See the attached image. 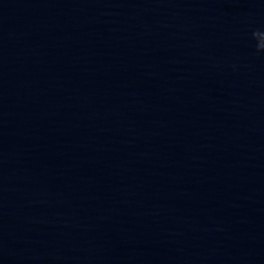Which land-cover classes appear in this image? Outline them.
I'll use <instances>...</instances> for the list:
<instances>
[{
  "label": "water",
  "instance_id": "water-1",
  "mask_svg": "<svg viewBox=\"0 0 264 264\" xmlns=\"http://www.w3.org/2000/svg\"><path fill=\"white\" fill-rule=\"evenodd\" d=\"M264 0H0V264H264Z\"/></svg>",
  "mask_w": 264,
  "mask_h": 264
},
{
  "label": "clouds",
  "instance_id": "clouds-1",
  "mask_svg": "<svg viewBox=\"0 0 264 264\" xmlns=\"http://www.w3.org/2000/svg\"><path fill=\"white\" fill-rule=\"evenodd\" d=\"M253 36L258 38V43L256 45L257 50L264 49V33L253 32Z\"/></svg>",
  "mask_w": 264,
  "mask_h": 264
}]
</instances>
